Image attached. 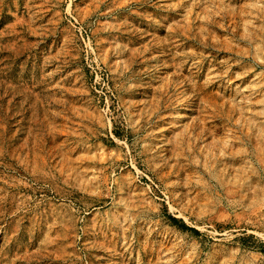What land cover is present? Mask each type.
I'll return each instance as SVG.
<instances>
[{"label": "rangeland", "instance_id": "obj_1", "mask_svg": "<svg viewBox=\"0 0 264 264\" xmlns=\"http://www.w3.org/2000/svg\"><path fill=\"white\" fill-rule=\"evenodd\" d=\"M0 264H264V0H0Z\"/></svg>", "mask_w": 264, "mask_h": 264}, {"label": "bare ground", "instance_id": "obj_2", "mask_svg": "<svg viewBox=\"0 0 264 264\" xmlns=\"http://www.w3.org/2000/svg\"><path fill=\"white\" fill-rule=\"evenodd\" d=\"M162 25V23L159 24V26ZM246 157V155H235V159H234V162H238V161H242L244 160V158ZM260 174V173H259ZM262 176V175H261Z\"/></svg>", "mask_w": 264, "mask_h": 264}, {"label": "trees", "instance_id": "obj_3", "mask_svg": "<svg viewBox=\"0 0 264 264\" xmlns=\"http://www.w3.org/2000/svg\"><path fill=\"white\" fill-rule=\"evenodd\" d=\"M174 220H176V219H174Z\"/></svg>", "mask_w": 264, "mask_h": 264}]
</instances>
